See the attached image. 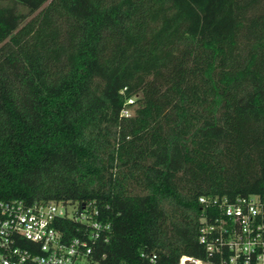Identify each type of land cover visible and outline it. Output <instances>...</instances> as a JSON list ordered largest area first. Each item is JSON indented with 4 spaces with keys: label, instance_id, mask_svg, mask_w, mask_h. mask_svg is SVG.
I'll return each mask as SVG.
<instances>
[{
    "label": "trees",
    "instance_id": "1",
    "mask_svg": "<svg viewBox=\"0 0 264 264\" xmlns=\"http://www.w3.org/2000/svg\"><path fill=\"white\" fill-rule=\"evenodd\" d=\"M202 195L264 197V0H0V200L90 204L89 264H179Z\"/></svg>",
    "mask_w": 264,
    "mask_h": 264
},
{
    "label": "built area",
    "instance_id": "2",
    "mask_svg": "<svg viewBox=\"0 0 264 264\" xmlns=\"http://www.w3.org/2000/svg\"><path fill=\"white\" fill-rule=\"evenodd\" d=\"M199 203L198 236L206 258L185 256L179 264H264V197L202 195ZM89 206L79 210L71 202L0 200V264H89L93 244L110 229ZM67 218L81 225L69 241L62 239L58 226Z\"/></svg>",
    "mask_w": 264,
    "mask_h": 264
},
{
    "label": "rangeland",
    "instance_id": "3",
    "mask_svg": "<svg viewBox=\"0 0 264 264\" xmlns=\"http://www.w3.org/2000/svg\"><path fill=\"white\" fill-rule=\"evenodd\" d=\"M132 113H133V110L131 108L124 111V114H126V115L132 114Z\"/></svg>",
    "mask_w": 264,
    "mask_h": 264
},
{
    "label": "water",
    "instance_id": "4",
    "mask_svg": "<svg viewBox=\"0 0 264 264\" xmlns=\"http://www.w3.org/2000/svg\"><path fill=\"white\" fill-rule=\"evenodd\" d=\"M185 264H189L188 260H186Z\"/></svg>",
    "mask_w": 264,
    "mask_h": 264
}]
</instances>
